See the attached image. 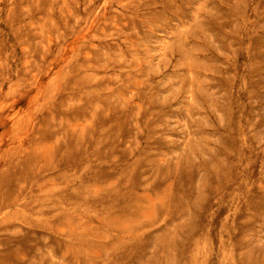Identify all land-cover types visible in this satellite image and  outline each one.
<instances>
[{
  "label": "rangeland",
  "instance_id": "374dc122",
  "mask_svg": "<svg viewBox=\"0 0 264 264\" xmlns=\"http://www.w3.org/2000/svg\"><path fill=\"white\" fill-rule=\"evenodd\" d=\"M0 264H264V0H0Z\"/></svg>",
  "mask_w": 264,
  "mask_h": 264
}]
</instances>
